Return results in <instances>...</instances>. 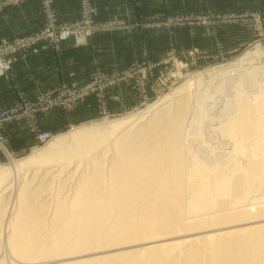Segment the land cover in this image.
Masks as SVG:
<instances>
[{
  "label": "bare ground",
  "instance_id": "bare-ground-1",
  "mask_svg": "<svg viewBox=\"0 0 264 264\" xmlns=\"http://www.w3.org/2000/svg\"><path fill=\"white\" fill-rule=\"evenodd\" d=\"M259 69L227 72L239 79L214 123L229 143L223 158L192 153L215 115L208 106L193 114L191 94L134 124L77 129L17 162L9 156L0 250L15 264H264V81L252 82L253 95L244 88Z\"/></svg>",
  "mask_w": 264,
  "mask_h": 264
},
{
  "label": "rangeland",
  "instance_id": "rangeland-1",
  "mask_svg": "<svg viewBox=\"0 0 264 264\" xmlns=\"http://www.w3.org/2000/svg\"><path fill=\"white\" fill-rule=\"evenodd\" d=\"M66 1L4 2L0 12V19L9 16L5 22L10 23L9 31H3L4 22L0 21V58L16 60L7 74L0 76V80L6 79L5 87H9L3 89L0 82V113L16 110L20 114L10 122L0 123L4 145L13 161L22 160L46 148L56 137L77 129L125 121L134 124L139 118H151L154 106H171L174 99L190 94L193 114L197 115L208 106L205 110L210 113L209 118L215 115L213 119L217 120H208L206 126L204 124V137L208 138L202 147L199 146L200 150L196 151L199 148L196 143L193 148L194 144L188 142L191 150L194 149L192 153L203 157L205 150L208 158H223L219 153L226 152L224 148L229 143L222 137L220 141L215 130L220 110L225 103L228 105L234 100L233 84L239 79L238 76L234 78V73L227 72L232 68L261 67V73L255 72V80L244 81L248 92L245 91L250 95L257 90L251 84L264 81V0ZM35 7L39 11L36 12ZM66 10L70 11V16L63 13ZM13 15H17L15 23ZM63 28L79 33L82 41L71 38L58 42L47 33V30L58 33ZM13 29H17L15 33ZM18 40H31L32 45L6 55V48ZM64 44L69 47L64 48ZM43 51L53 53L57 58L63 55L64 62L53 67L54 75H58L45 82L42 79L44 70L33 67L32 74H37L40 80L32 81V94L21 90L18 98L13 97L9 74L21 60ZM250 52L259 54L252 62L239 63ZM222 82V92L217 91V85L221 86ZM196 88L200 90L196 91ZM216 91L223 93L222 96ZM205 92L209 94L208 98ZM196 95L201 99L205 96L207 100H204L213 104L203 100L204 107ZM209 98L214 99L210 101ZM199 103L203 105L202 109ZM209 122L213 123L212 127ZM208 127L213 131L210 132ZM214 132L218 137L213 135ZM42 134H48L49 138L42 141ZM27 141H32V145L27 146ZM108 154L107 158L114 157L112 152ZM5 157L0 151V167L12 166L13 162ZM29 178L32 180L31 174ZM6 252V249L0 250L4 263L13 264L15 261L6 256Z\"/></svg>",
  "mask_w": 264,
  "mask_h": 264
},
{
  "label": "crops",
  "instance_id": "crops-1",
  "mask_svg": "<svg viewBox=\"0 0 264 264\" xmlns=\"http://www.w3.org/2000/svg\"><path fill=\"white\" fill-rule=\"evenodd\" d=\"M66 2H73V0H67ZM37 8V7H35ZM39 11L38 8L36 9V12ZM63 13L66 14V16H70V11L66 10L63 11ZM7 18L9 16H6ZM6 17H3L2 19H0V21H3V25H2V30L9 31V27L8 25H10V23L5 22V20L7 19ZM13 23H15V19H17V15H13ZM6 27V28H5ZM29 29H25L26 33L30 30ZM17 29H13L12 32L15 33ZM63 47H69L68 44H64ZM49 51V50H47ZM44 52V53H43ZM42 53H39L36 56H32L29 55L28 58L26 60H21L19 63H17V65L14 67L13 71L9 74L11 81H12V96L15 98H18V95H20L21 90H23V92H27V94H32V81H39L40 78L37 77V74L34 75L32 74V68L33 67H37L39 68L38 71H40V69L44 70L43 74H42V79L45 82L48 81H52L53 78L58 75H54V69L53 67H59L61 65L62 62H64V57L63 55L59 56L58 58L52 53L43 51ZM55 65V66H54ZM44 68V69H43ZM56 73L59 72L58 69H56L55 71ZM37 73V72H36ZM39 73V72H38ZM62 75V74H61ZM60 76V75H59ZM63 76V75H62ZM58 77V76H57ZM9 78V79H10ZM5 80H0L1 83H3L2 87L3 89L7 88L6 90L9 89V87H5ZM6 82H9L6 81ZM5 84V85H4ZM32 141H27V146H31Z\"/></svg>",
  "mask_w": 264,
  "mask_h": 264
},
{
  "label": "built area",
  "instance_id": "built-area-1",
  "mask_svg": "<svg viewBox=\"0 0 264 264\" xmlns=\"http://www.w3.org/2000/svg\"><path fill=\"white\" fill-rule=\"evenodd\" d=\"M26 0H0V12L3 10L4 2H25ZM48 35L51 37H55L58 42H65L67 40H70L71 38H74L75 41L81 42V36L79 33L74 32V30L70 28H63L58 33L52 31L49 32L47 30ZM47 35V34H46ZM32 45L31 40H18L12 44V46L6 48V55H10L14 52H18L20 50L26 49ZM16 61V60H13ZM13 61L7 60L4 56L3 58H0V76H3L7 74V72L11 69V66L13 64ZM20 115L18 111L16 110H6L0 113V123H7L15 119L16 115ZM41 140L45 141L49 138L48 134H42L40 135ZM0 151L6 156L5 158H10V154L8 152L7 147L4 145V137L1 134V128H0ZM7 155H6V154Z\"/></svg>",
  "mask_w": 264,
  "mask_h": 264
}]
</instances>
